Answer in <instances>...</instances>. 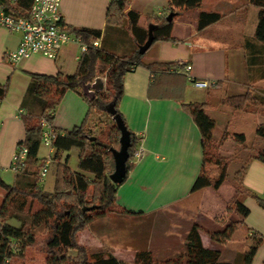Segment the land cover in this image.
Masks as SVG:
<instances>
[{"label": "crops", "instance_id": "crops-1", "mask_svg": "<svg viewBox=\"0 0 264 264\" xmlns=\"http://www.w3.org/2000/svg\"><path fill=\"white\" fill-rule=\"evenodd\" d=\"M109 3L110 0H62L60 12L67 24L102 29L103 33L109 30L111 33L114 29L107 30L106 22ZM167 4L168 0H132L129 8L142 13L140 24L148 28L149 21L145 14H164L168 11ZM201 10L217 11L222 18L199 29ZM258 14L259 7L250 0H203L200 9H185L174 20L173 36L178 41L158 40L147 50L144 60L159 64L153 68L139 65L125 76L120 111L129 129L140 138L143 152L140 158L134 159L125 181L120 184L115 197L117 208L111 213L126 221H149V233L159 230L155 238L158 254L177 255L181 252L170 245V239L164 237L167 221L176 222V228L184 229L182 238L192 224H198L203 244L219 249L224 260L232 261L242 252L235 240L236 233L226 243H219L211 237L212 231L224 228L223 216L235 195V191L228 194L222 191L228 180L218 189L207 186L192 191L195 180L205 168L207 148L203 145L199 126L185 104L209 102L211 106L207 108L208 112L218 105L225 114L230 106L221 102L224 96L244 93L264 79H258L257 73H254L250 77L252 87L249 86L247 51L244 47L245 39L255 35ZM21 37V32L0 26V83L10 80L8 94L0 102V167L1 174L14 175L12 179H15V173L11 171L13 155L25 136V125L20 114L24 112L21 104L31 81L30 73L56 74L62 71L72 74L82 54L80 44L73 41L62 49L56 59L34 53L18 63H12L6 58V53L18 47ZM124 38L122 49L132 48L130 36ZM175 61L190 63V71L163 69L164 63ZM191 78L207 80L211 85L195 86ZM214 92L219 95L217 103L211 102ZM87 112L88 103L84 97L74 90H68L57 108L52 125L64 132L79 125ZM240 116L235 109L230 112L231 121ZM252 116V123L257 124V117ZM244 185L264 197V162L256 159L250 162ZM190 199L196 202L192 211L183 206ZM245 204L250 208L245 218L248 228L264 235V208L251 196L245 198ZM102 216L107 217L108 214ZM184 217L189 224L184 222ZM239 218L236 212L230 214V219ZM104 219H100V225L105 228H99L98 223L93 222L88 229L96 238L105 237L108 240L109 236L104 233H108L110 227L107 226L108 222L102 221ZM110 246L113 248L111 252L122 259L121 254L124 253L130 254L134 260L138 251L146 248L152 251L151 236L143 242L139 238L133 240L132 236L125 243ZM263 262L264 242L258 248L252 264Z\"/></svg>", "mask_w": 264, "mask_h": 264}, {"label": "trees", "instance_id": "trees-1", "mask_svg": "<svg viewBox=\"0 0 264 264\" xmlns=\"http://www.w3.org/2000/svg\"><path fill=\"white\" fill-rule=\"evenodd\" d=\"M33 1L1 0L0 4L8 13L28 17ZM250 1L259 7V14L254 37H247L244 42L247 51V74L250 79L254 73H257L259 79L264 78V0ZM131 2L132 0H110L106 15L107 30L114 29L112 34L117 31L122 33L114 37L109 46L106 45L109 30L103 33L102 29L67 24L63 18L59 21L62 28L75 34L83 44L87 45V50L82 52L77 69L72 74H65L62 71L56 74L30 73L31 81L21 104L24 112L20 114L25 125V136L18 143L28 147V156L22 167L14 172L13 183L3 178L0 167V188L6 191L0 208V229L4 226V220L13 205L16 206L13 210H18L20 213L37 200L40 208L30 217L24 218L26 221L29 219L33 226L43 227L50 233L47 240L48 250L51 253L49 264H62L66 260H71L73 264H129L128 261L109 251L89 252L88 247L79 242L78 234L89 228L95 216L107 214L117 208L115 197L120 184L114 183L110 178V174L115 169L114 156L110 148L120 147L121 131L106 107L113 103L117 113L124 119L120 111V102L124 95L126 74L139 65L153 68L154 65L159 64L147 63L144 60L145 54L139 52V45L144 44L148 38V28L140 24L142 13L129 8ZM167 5L168 11L164 14H145L149 24L155 25V41H178V38L173 36L174 20L185 9H200L203 0H168ZM170 13H174V17L173 20L168 21L167 16ZM221 18L222 14L217 11L201 10L198 16V28H205ZM127 35L131 38L129 41H133L132 48L128 50L121 47ZM97 40L99 44L95 45ZM187 64L190 63L180 61L164 63L166 68L163 69L184 70ZM105 74L106 83L101 77ZM249 82V86L252 87V79ZM9 87V79L5 83H0V102L6 98ZM68 90H74L84 97L88 103V112L84 120L72 129L63 132L54 127L57 131L54 139L56 147L54 161L57 168L54 189L48 191L43 187L40 177L42 120L52 124L57 108ZM221 102L234 109L254 114L258 119L256 136L264 140L263 88L253 87L244 93L227 95L221 99ZM185 105L201 130L203 145L206 148L213 146L217 121L207 110L211 103L190 102ZM231 135L240 144H246L245 132H235ZM139 142L140 138L131 131L128 172L132 168L135 151L140 146ZM74 147L79 149V170H73L69 166V158L63 159V153ZM251 151L246 163L237 169L232 177L235 195L229 203L227 213L223 216L224 228L211 232L212 239L219 243L231 240L234 233L245 225V218L250 213V208L245 204L247 196L256 199L264 208V197L244 185V176L250 162L255 159L264 162V147L255 146ZM219 158L222 160L219 174L216 177L209 175L205 165L195 180L192 191L207 186L218 189L229 179L228 159L224 156ZM28 197L31 198L30 202ZM94 205V208L85 209ZM230 212H236L240 218L230 219ZM247 233L246 251L238 253L234 260L229 261L222 258L219 249L209 248L203 244L200 227L194 223L186 234L182 253L172 263L252 264L258 248L264 242V235L249 228ZM69 250H76L78 253L72 257L68 253ZM16 254L22 255L24 251L16 253L11 243L5 248L0 247V264H7ZM153 260L152 251L146 249L136 253L134 263L154 264Z\"/></svg>", "mask_w": 264, "mask_h": 264}, {"label": "rangeland", "instance_id": "rangeland-1", "mask_svg": "<svg viewBox=\"0 0 264 264\" xmlns=\"http://www.w3.org/2000/svg\"><path fill=\"white\" fill-rule=\"evenodd\" d=\"M121 33L122 32L119 31L115 32V34L108 33L106 37V45L109 46L113 38L118 35H121ZM101 77L103 78V82L106 83L107 80L106 74L102 75ZM253 87L264 89V79L258 81V85L256 86L254 85ZM218 98H219L218 93L214 92L213 98H211V102L217 103ZM219 109H220L219 106L216 105V109L209 111V113L215 116V118L218 120V124L215 129L214 144L213 146L207 147L206 171L209 175L216 177L219 174L220 169L222 167V160H220L221 158L219 157L224 156L226 159H228L229 179L226 188L222 190L223 192L228 194L235 191L234 184L232 182V177H234L235 171L246 163V160L249 158L252 147L255 146L264 147V140L256 136L255 127L258 124V121L257 124L252 123L253 120L252 115L254 114L235 109V111L241 116L236 117L235 120L231 121L230 119L232 117H230V112L234 111L233 107L230 106L229 108L230 110H227V113L225 114L224 113L222 114L221 110ZM235 132L246 133L247 135L246 144H240L232 137L231 134ZM71 150L65 151L63 153V159L65 160L69 156V160H68L69 166L73 170L74 168L79 170V149L77 147H74ZM45 154L46 151L44 149V146H42V148L40 149V158H42ZM56 165L57 164L54 160L49 165L48 175L44 178L42 183L45 190L52 191L54 189V184H55L54 178L56 176V168H57ZM2 176L7 182L13 183L14 179L12 178L14 175H12L11 177V175L6 173ZM5 195H6L5 189L0 188V208L3 204ZM27 199L29 202L31 201L30 197H28ZM193 200L194 199H190V201L188 202L189 204L185 202L183 206L185 208L188 207V209L192 211L196 206V202ZM38 208H40V204L37 200H34L32 206H27V208L23 211H20V213L18 212V210H13L16 209L15 205H13V208L10 209L8 216L4 220V226L0 229V247L5 248L9 243H11L16 253H20L21 251H24V254L14 255L7 264H49L51 253L48 250L47 240L49 238L50 233H48L43 227L33 226L29 219L26 221L24 218L25 216H27V218L30 217V215ZM231 213L232 212H230L229 214ZM107 214H108L107 217L102 216L105 218L102 221L108 222L107 226L110 227L109 231H111V233H109V231L108 233H104L105 236L106 235L109 236L108 240L105 237H102L101 239L96 238L95 236L92 235L93 233H89L88 228L84 229L78 234L79 242L87 246L89 252H94V251L111 252L113 248L110 245H114L115 243H119V244L123 242L125 243L132 236H133V240L135 239L137 240L139 238L140 242H143L147 238L149 239V237L151 236L154 264H172V261H174V259H177L179 257L178 255L182 253L183 250L181 249H184L183 240H185L186 234L185 237L182 238V234L185 233V231L183 228H176V222L175 223L171 221L165 222L164 230L166 234L164 235V237L170 239L168 240L172 242L170 245H173L174 247H176V249H180L179 252L180 251L181 252L177 255L165 254L163 256L156 252L158 247H156L157 244L155 243L156 242L155 238L156 236H158L157 232H159V230H157L156 232L154 231L155 233H149L148 231L149 229H147L148 227H150L149 221L139 222L135 220V222H133V220L128 221V219L126 221L117 218L111 212ZM100 217L101 216L99 215L95 216L94 220L92 221V223L93 222L95 224L98 223L97 226L99 228L103 227V225H100V221H101L100 219H102V217L101 218ZM190 219L193 220L192 218ZM183 220H185L184 222H187L186 224H189V222L185 219V217L183 218ZM0 222H1V218H0ZM247 228L248 225L245 223V225L241 229L235 232L236 233L235 240L238 241V244L241 246V248L239 247L238 248L242 250V252L246 251L247 248L244 247L247 245L245 243L246 238L244 236L247 233ZM144 231L146 233H144ZM113 237L115 239H113ZM146 249H142V250H146ZM68 253L70 256L74 257L77 255L78 252L76 250H69ZM121 256L123 257V259L124 258L127 259L129 264H135L130 254L124 253L121 254ZM134 256H136V254ZM170 256H174V258L168 259ZM62 264H73V262L71 260H66Z\"/></svg>", "mask_w": 264, "mask_h": 264}, {"label": "built area", "instance_id": "built-area-1", "mask_svg": "<svg viewBox=\"0 0 264 264\" xmlns=\"http://www.w3.org/2000/svg\"><path fill=\"white\" fill-rule=\"evenodd\" d=\"M62 0H34L28 17L17 16L8 13L2 4H0V26L11 31L22 33L20 43L16 49L9 50L6 53V58L12 63H18L21 60L28 58L34 53H40L48 58L56 59L62 49L73 41L80 44L81 51L87 50V45L83 44L75 34L61 27L59 21L61 15ZM95 45L99 44V40L95 41ZM185 63V62H181ZM191 65L187 64L184 67L185 71H190ZM195 86L208 87L211 83L207 80H198L191 78ZM43 137L41 148L44 146L46 154L40 159V177L43 181L48 175L49 165L54 160L56 147L54 139L57 131L54 126L46 120H42ZM40 148V149H41ZM141 145L135 151V158L142 156ZM28 156V147L19 144L11 164V171H18Z\"/></svg>", "mask_w": 264, "mask_h": 264}, {"label": "water", "instance_id": "water-1", "mask_svg": "<svg viewBox=\"0 0 264 264\" xmlns=\"http://www.w3.org/2000/svg\"><path fill=\"white\" fill-rule=\"evenodd\" d=\"M174 13H170L167 16V20L171 21L173 20ZM154 24H149L148 26V38L145 41L144 44L139 45V52L142 54H145L147 50L151 47V45L155 41L154 36ZM107 111L113 115V119L115 120L118 128L121 131V137H120V147L114 148L111 147V151L114 156L115 161V169L110 174V178L114 183L121 184L124 182V180L127 177V161L129 159V147L131 144V131L127 127L125 120L121 116V114L117 113V110L115 108V105L113 103H110L106 107ZM92 139H95V137H92ZM94 206L86 207L85 209L94 208Z\"/></svg>", "mask_w": 264, "mask_h": 264}]
</instances>
